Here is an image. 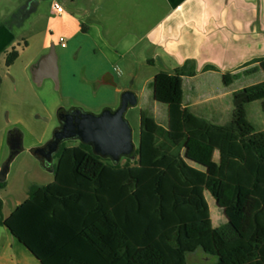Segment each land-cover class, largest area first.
<instances>
[{
    "label": "trees",
    "instance_id": "16d2710c",
    "mask_svg": "<svg viewBox=\"0 0 264 264\" xmlns=\"http://www.w3.org/2000/svg\"><path fill=\"white\" fill-rule=\"evenodd\" d=\"M18 55L12 49L6 65ZM252 64L243 73L264 74V57L239 68ZM195 74L187 60L154 75L153 98L167 105V122L140 111L133 159L62 143L53 181L32 186L0 225L41 264H264V129L246 115L256 101L264 111V80L233 92L232 118L218 124L184 106V78ZM240 74L226 71L222 82ZM205 192L225 224L213 226ZM198 249L208 257L190 263Z\"/></svg>",
    "mask_w": 264,
    "mask_h": 264
},
{
    "label": "rangeland",
    "instance_id": "374dc122",
    "mask_svg": "<svg viewBox=\"0 0 264 264\" xmlns=\"http://www.w3.org/2000/svg\"><path fill=\"white\" fill-rule=\"evenodd\" d=\"M47 8L48 3L42 1L35 20L34 29H39L40 35L33 39H26L24 36L29 44L26 51L8 68L5 64H0V175L5 166H8L4 177L5 186L0 188L2 217L8 215L29 196L32 186L53 181L57 152L53 153L51 162H43L36 155V151L54 139L56 130L61 125V110L68 112L80 109L93 114H100L104 109L114 111L121 104L122 94L132 91L137 97V102L134 105L129 104L124 114L131 126L135 146L131 159L136 156L139 142L140 111H145L160 124L165 125L167 122V105L153 98V77L162 66L157 55H153L152 46L144 42L136 45H132L131 41L119 43L123 48L122 52L132 47L123 57H118L99 40L101 28L94 20L95 15L82 19V28L72 16L54 15ZM72 14L77 19L82 18L76 11ZM46 30L48 42L43 48L41 39ZM60 38L66 47L60 45ZM23 40L22 38L19 42L22 48L26 46ZM51 43H54L58 56V88L51 78H45L37 85L30 71L31 65L49 50ZM165 62L168 63L167 60ZM243 71H239V78L234 80L231 86L235 91L259 82L260 75L264 77L260 72L245 74ZM214 84L215 82L212 87ZM246 115L257 130L264 129L262 101L248 104ZM220 120L225 123L230 121L231 117H223ZM15 130L21 133V148L12 157L9 137ZM79 141L73 138L63 143L75 145ZM125 157L122 156L118 161L125 162ZM217 157L216 153L215 158ZM205 197L210 207L213 226L225 224L227 219L213 196L205 192ZM4 229V225H0V262H10V256H13L14 260L24 261L19 254V248L12 245V242H7ZM204 257L208 256L198 249L190 254L188 259L190 263H195L203 261Z\"/></svg>",
    "mask_w": 264,
    "mask_h": 264
},
{
    "label": "crops",
    "instance_id": "0c3cea01",
    "mask_svg": "<svg viewBox=\"0 0 264 264\" xmlns=\"http://www.w3.org/2000/svg\"><path fill=\"white\" fill-rule=\"evenodd\" d=\"M42 1L48 3L51 14L70 15L82 28V19L95 15L101 28L99 40L118 57L132 47L122 52L119 43L131 41L132 45L144 42L152 46L162 69L193 60L196 74L184 78V106L218 124H222L223 117L232 118L235 92L233 83L224 85L222 73L243 71L256 64L239 68L241 65L264 57V0H0V64L6 65L12 49L19 52V57L29 47L26 39L40 35L34 28ZM54 1L66 2L63 13L52 11ZM73 11L82 18H75ZM46 32L41 39L43 48L48 42ZM22 38L24 48L19 46ZM206 65H214L217 70L205 71ZM259 72L263 74L261 70L255 73ZM260 79L264 80L263 75ZM4 230L7 242L19 248L24 261L10 256V262L0 264H41L6 227Z\"/></svg>",
    "mask_w": 264,
    "mask_h": 264
},
{
    "label": "water",
    "instance_id": "95a60500",
    "mask_svg": "<svg viewBox=\"0 0 264 264\" xmlns=\"http://www.w3.org/2000/svg\"><path fill=\"white\" fill-rule=\"evenodd\" d=\"M33 81L40 85L45 78L53 79L56 88L59 87L58 56L54 43L50 44L49 50L44 53L30 68ZM137 97L132 91H125L121 97L120 106L112 111L104 109L100 114L76 110L75 117H68L67 121L75 122L78 139L86 144H91L94 150L115 162L122 156L131 155L134 151L132 129L124 114L129 104H136ZM70 127L69 124L65 127ZM19 144L14 145L9 137L12 152H18L21 148V136ZM3 179L4 175L1 174Z\"/></svg>",
    "mask_w": 264,
    "mask_h": 264
},
{
    "label": "flooded vegetation",
    "instance_id": "af4514ba",
    "mask_svg": "<svg viewBox=\"0 0 264 264\" xmlns=\"http://www.w3.org/2000/svg\"><path fill=\"white\" fill-rule=\"evenodd\" d=\"M78 109H72L71 111L66 112L65 110L60 111V122L61 125L57 128L55 137L53 140L49 142L47 145H43L40 149L36 151V155L43 160V162H51L52 161V155L54 152H57L60 145L67 139H73L77 138L75 133V122L68 123L67 119L68 117H75L76 113L75 111ZM68 125L70 127H65V125ZM20 133L17 131H13L10 135V138L12 139V142L14 145H18L20 142L18 138H20Z\"/></svg>",
    "mask_w": 264,
    "mask_h": 264
},
{
    "label": "built area",
    "instance_id": "2783aa9c",
    "mask_svg": "<svg viewBox=\"0 0 264 264\" xmlns=\"http://www.w3.org/2000/svg\"><path fill=\"white\" fill-rule=\"evenodd\" d=\"M51 9L56 14H61L64 12V6L57 1L52 2ZM60 45L62 47H65L66 45L62 38H60Z\"/></svg>",
    "mask_w": 264,
    "mask_h": 264
}]
</instances>
